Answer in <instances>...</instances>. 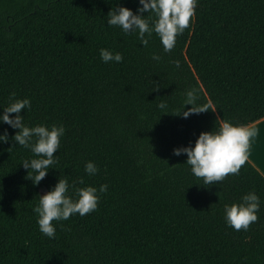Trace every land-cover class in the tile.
<instances>
[{"label":"trees","instance_id":"16d2710c","mask_svg":"<svg viewBox=\"0 0 264 264\" xmlns=\"http://www.w3.org/2000/svg\"><path fill=\"white\" fill-rule=\"evenodd\" d=\"M121 5L135 14L142 7L0 0V115L14 92L30 100L20 113L25 126L65 129L57 162L34 185L22 163L38 157L14 142L19 129L0 121L9 137L0 141V264H264L262 171L248 159L238 175L207 186L186 153L173 154L216 130L218 117L243 126L264 117V0H197L170 52L155 32L144 46L138 32L109 26V10ZM102 48L123 60L104 62ZM189 90L197 105L216 110L175 115ZM89 161L94 175L85 171ZM59 179L73 199L74 187L108 189L89 214L54 220L50 238L34 208ZM249 192L259 197L258 219L237 231L224 205Z\"/></svg>","mask_w":264,"mask_h":264},{"label":"clouds","instance_id":"9594fccd","mask_svg":"<svg viewBox=\"0 0 264 264\" xmlns=\"http://www.w3.org/2000/svg\"><path fill=\"white\" fill-rule=\"evenodd\" d=\"M142 7L138 8L140 14H135L130 8L124 6L113 7L107 14L109 26H119L125 33L138 32L139 39L144 46L148 45V39L153 32L160 38L165 52H170L176 44V38L189 27L190 21L195 14L197 0H139ZM153 13L155 19L151 20L148 15ZM100 56L104 62H121L122 55L117 52L113 54L108 49H100ZM153 59H161L153 55ZM179 63L177 62V67ZM15 93L10 94V103L4 107L0 121L19 129L12 139L16 144L30 148L36 157L24 161L23 167L28 169L27 179H31L34 185L46 177L48 169L57 161L54 159L56 151L60 147V138L64 135V127L40 124L34 127L25 126L20 115L22 109L30 108V100L14 99ZM195 90H189L186 94L185 105H191L186 111L175 115L188 118L190 114H199L209 109L215 111L211 104L197 105ZM166 109L167 105L161 102L158 105ZM10 113H15L14 117ZM168 113V112H165ZM218 122V127H217ZM216 122V130L201 132L195 142V146L180 147L173 150L176 156L187 154L186 163L191 166L193 175L203 180V185L222 182L229 175H238L240 169L247 163L251 142L257 135L255 128L243 125H233L230 121L219 117ZM9 139L7 132L0 134V141ZM88 175L98 172V167L91 161L85 164ZM83 184V179L79 181ZM108 186L101 185L99 190L93 186L74 187L76 199L69 196V184L66 179H59L54 189L39 195V204L34 208L38 215L37 223L39 230L47 237L55 236L53 221L67 220L74 214L84 216L94 211L98 206L100 193L107 192ZM259 210V197L255 192H249L242 197L241 203L224 205L226 223L237 231H247L250 225L257 221Z\"/></svg>","mask_w":264,"mask_h":264},{"label":"crops","instance_id":"0c3cea01","mask_svg":"<svg viewBox=\"0 0 264 264\" xmlns=\"http://www.w3.org/2000/svg\"><path fill=\"white\" fill-rule=\"evenodd\" d=\"M247 127L257 130V135L251 142L249 159L264 174V117L247 125Z\"/></svg>","mask_w":264,"mask_h":264}]
</instances>
